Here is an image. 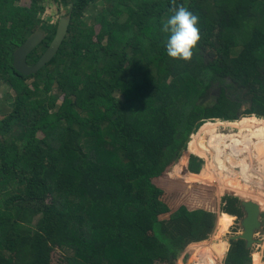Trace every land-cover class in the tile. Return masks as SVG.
<instances>
[{
    "label": "trees",
    "instance_id": "1",
    "mask_svg": "<svg viewBox=\"0 0 264 264\" xmlns=\"http://www.w3.org/2000/svg\"><path fill=\"white\" fill-rule=\"evenodd\" d=\"M43 1L0 0V97L14 100L0 117V264H174L217 230L191 136L209 120L264 123V0H104L96 26L83 15L101 0H54L73 3L67 37L28 77L14 52L46 24ZM181 5L199 17L190 61L168 57L161 31ZM235 169L231 186L253 184V167ZM222 212L241 218L239 199ZM225 264H253L245 241Z\"/></svg>",
    "mask_w": 264,
    "mask_h": 264
},
{
    "label": "rangeland",
    "instance_id": "2",
    "mask_svg": "<svg viewBox=\"0 0 264 264\" xmlns=\"http://www.w3.org/2000/svg\"><path fill=\"white\" fill-rule=\"evenodd\" d=\"M16 4L17 5L21 4L22 6H30L29 0L16 1ZM43 4L45 6V10L43 12H40L39 16L40 18H42V20H44V22L50 21L52 17H56L57 15L61 16V14L63 13L67 14L69 11V8L67 6L59 7L54 0H44ZM103 6H106V2L104 0L94 3L91 7L93 8V10L90 8L91 12H86L83 15V20L88 24H92L96 26V16L100 13V10L102 9ZM95 28H96V33H100L101 31L100 27H95ZM32 81L33 80H31L30 83L34 85ZM2 91L4 93L5 92L7 93L6 88H3ZM57 91H58V87H56L54 91H52V94L57 93ZM117 97L123 99V96L120 93L117 94ZM2 98L3 99L0 100V105H2V108H0V117H3L7 114L3 112L4 109H9V111L11 110L10 109L11 104L14 102V100L12 99H6L7 98L6 94L2 96ZM60 103H62V101ZM246 117L247 118L249 117L250 119V117L252 116H243L236 121H222L218 119L206 121V123H211V124L200 127L199 130H197L195 133V134H199L201 129H202L201 134L203 131H205V134L202 135L203 138L201 137L202 141L200 145H198V147L195 149V151H192V148H191L192 152L189 150V144L192 141L193 139L192 137L195 134L191 136L188 142L186 149L187 153L189 155H194L202 159L203 165H202L201 175L203 176V174H205L206 179L211 183H213L214 186L216 187V191L214 194L215 195L214 202L207 205V207L209 210L212 211L213 209H216L215 213L217 215V230L209 240L204 241L201 244L192 245L188 250L189 252H187L184 255H181L180 259L174 264H225L226 261L225 258L227 257V254L229 253L232 247V241L230 240V238L242 232L241 221L244 216L243 215L241 218L236 216L233 217L222 212V202H223V198L226 196H231L233 198L237 197L239 201L252 200L261 205L262 208L261 222L263 229L261 232L257 233L255 238L257 241H261V242L255 244L254 247L250 249V251L252 254L253 264H264V179L263 178L258 179V177H256V176H264V166H263L264 142L263 141L260 142V140L252 141V136L255 139L262 138V140H264V135L261 134V131L257 127H250L251 130L250 132H253V133H249L251 136V140L245 138L242 139V135H240L242 133L243 135L246 134L247 128H249L248 126L259 127L262 126L264 123L263 121L259 120L258 121L259 125H247V126L243 125L242 123L246 119ZM259 133L261 134V136L258 135ZM193 142H192V146H193ZM203 143H204L203 146L204 149L201 150V146ZM258 143H260L261 145H259ZM248 146H253L254 152L258 150L257 154L255 152L256 155L254 153L252 154L253 160L251 161L252 166H255L254 167L255 171L258 172L252 176H254L257 179L253 177L254 178L253 184H251V186H249L250 184L246 185L248 187H251L248 190H246V192L250 193L253 196V199L247 197L248 193L245 194L246 192L244 191L242 192V194H239L241 195L240 197V196H236L238 194H233L223 189L225 187L224 181L228 185H230L229 180L228 181L225 180L227 176L230 174V171H234L237 174H239L240 170L243 169L241 167L238 168L239 169L238 172V169L237 170L235 169L237 168V166H242L244 163H246L247 166H250L249 161L244 160L243 162L242 154L241 156H239L238 154L236 157H232L233 159L232 158L229 159L230 155H234V154L236 155L237 152H240L239 149L243 150L246 149V147ZM230 161L232 163H229ZM233 162H236V164ZM169 172H172V169ZM228 178L230 179V176ZM237 180L241 183L240 186L242 187L243 181L241 180V176H237ZM166 182L169 184L168 179ZM164 187H168L166 183H164ZM258 188L260 189L258 190ZM240 190L241 189H239V191ZM173 198H174L173 194H170V202H173ZM219 211L222 213H220ZM61 260L62 257L58 252L54 256V262L55 264H60Z\"/></svg>",
    "mask_w": 264,
    "mask_h": 264
},
{
    "label": "water",
    "instance_id": "3",
    "mask_svg": "<svg viewBox=\"0 0 264 264\" xmlns=\"http://www.w3.org/2000/svg\"><path fill=\"white\" fill-rule=\"evenodd\" d=\"M69 11L67 14H61L57 25V30L54 38L41 55V58L34 64H30L29 56L35 51V49L47 38L49 30L53 27L52 24H42L36 31L32 32L25 40V42L14 53V65L18 71L26 76H33L38 74L43 68H45L52 59L58 54L60 46L67 37L72 11L73 3L67 6ZM93 10V8H91ZM88 12H91L90 10ZM240 207L243 212V219L241 221L242 232L234 237H231V241L243 240L246 243L247 249H252L255 244L261 241H257L256 235L261 232L262 222L261 205L252 200H242Z\"/></svg>",
    "mask_w": 264,
    "mask_h": 264
},
{
    "label": "clouds",
    "instance_id": "4",
    "mask_svg": "<svg viewBox=\"0 0 264 264\" xmlns=\"http://www.w3.org/2000/svg\"><path fill=\"white\" fill-rule=\"evenodd\" d=\"M170 11L172 14L161 27L168 34L166 53L173 60L190 61L200 41L199 17L183 5Z\"/></svg>",
    "mask_w": 264,
    "mask_h": 264
},
{
    "label": "bare ground",
    "instance_id": "5",
    "mask_svg": "<svg viewBox=\"0 0 264 264\" xmlns=\"http://www.w3.org/2000/svg\"><path fill=\"white\" fill-rule=\"evenodd\" d=\"M225 124V123H224ZM237 126V125H236ZM210 127V126H209ZM260 130V129H259ZM251 130L249 129V128H247V131H246V134L245 135H243V133L242 134H240V135H242V139L243 138H245V139H248V140H251V136H250V134L249 133H253V132H250ZM255 132V131H254ZM205 134V131H203L202 132V134H201V137L203 138V136L202 135H204ZM257 134V133H256ZM261 134H263L262 132H261ZM261 134L259 133L258 135H260L261 136ZM246 135H248V136H246ZM264 135V134H263ZM257 138V137H256ZM256 141V140H260V142L261 141H263L264 142V140H262V138L260 139V138H258V139H255V138H253V136H252V141ZM206 141V140H205ZM245 143V142H244ZM204 143L202 144V146H201V150H203L204 149ZM198 152V151H197ZM238 153V152H237ZM234 154V153H233ZM231 156V158H232V156H235V154L234 155H230ZM229 156V157H230ZM236 157V156H235ZM233 159V158H232ZM229 163H232L231 161L229 162ZM233 163H235V162H233ZM219 164V163H218ZM231 165V164H230ZM216 166V165H215ZM214 167V166H213ZM234 167V166H233ZM211 168V167H210ZM215 168V167H214ZM209 169V168H208ZM207 169V170H208ZM203 176L206 178V175L205 174H203ZM208 176V175H207ZM229 175L227 176V178L225 179V180H229ZM219 178V177H218ZM244 185V184H243ZM243 185H242V187H243ZM262 185V184H261ZM224 188L223 189H225L226 191H228V192H231V193H233V194H242V192H243V188L240 186V187H236V188H234V187H231L230 185H228L225 181H224ZM247 187V189H249V188H251V187H248V186H246ZM261 188V187H260ZM260 188H258V190L260 189ZM239 189H241L240 191H239ZM251 192V191H250Z\"/></svg>",
    "mask_w": 264,
    "mask_h": 264
},
{
    "label": "flooded vegetation",
    "instance_id": "6",
    "mask_svg": "<svg viewBox=\"0 0 264 264\" xmlns=\"http://www.w3.org/2000/svg\"><path fill=\"white\" fill-rule=\"evenodd\" d=\"M16 1H19V0H16ZM38 4H39V1H38ZM58 6H59V5H58ZM59 7H60V6H59ZM37 18L39 19V12H38ZM59 18H60V16H58V15H57L56 17H52V19H51L50 21L46 22V25H48V24H50V23L52 24V21L55 20V22H54V24H53V27H55L56 30H57V25H58V22H59ZM37 23H38V24L35 26V30H31L32 32H33V31H36V30L39 28V22H37ZM53 27H52V28H53ZM56 30H55V33H56ZM32 32H31V33H32ZM31 33H29V35H30ZM29 35H28V36H29ZM28 36H27V37H28ZM53 38H54V37H53ZM25 40H26V39H25ZM25 40H24V41H25ZM23 43H24V42H23ZM23 43H22V44H23ZM22 44H21V45H22ZM21 45H20V46H21ZM20 46H19V47H20ZM19 47H18V48H19ZM18 48H17V49H18ZM17 49H16V50H17ZM14 53H15V52H14ZM14 58H15V57H14ZM29 58H30V57H29ZM29 62H30V60H29ZM35 63H36V62H35ZM30 64H34V63H31V62H30ZM25 75H26V74H25ZM28 77H30V76H28ZM31 80H33L32 82H33V84H34V83H35V79H34V78H29V79L26 80V82H27L29 85H32V84L30 83ZM3 88H6V87L4 86ZM3 88H2V90H3ZM6 90H7V88H6ZM214 93H215V95L218 96V95L220 94V90H216ZM3 94H4V95L6 94V96L8 95V93H6V92L4 93V92L2 91V92H1L0 100L3 99V98H2V96H4ZM252 150H254V149L252 148ZM237 155H238V153H237L235 156H237ZM235 156H232V157H235ZM242 160H243V162H244V160H245V161H246V160L248 161V156H243V157H242ZM235 164H236V162H235ZM254 167H255V166H254ZM254 167H253V168H254ZM251 172H253V173L255 174L256 171L254 170V171H251ZM257 173H258V172H257ZM254 174H252V175H254ZM240 202H241V201H240ZM233 237H234V236H233Z\"/></svg>",
    "mask_w": 264,
    "mask_h": 264
},
{
    "label": "crops",
    "instance_id": "7",
    "mask_svg": "<svg viewBox=\"0 0 264 264\" xmlns=\"http://www.w3.org/2000/svg\"><path fill=\"white\" fill-rule=\"evenodd\" d=\"M259 145H261L260 143H258ZM252 148H253V146H248V147H246V149H239L240 150V152H238V154H239V156H241V154H242V156H248V161H249V165H250V167H254V166H252V160H253V156H252V154L254 153L255 154V152H256V154H257V151L258 150H256L255 152L252 150ZM242 152V153H241ZM255 154V155H256ZM231 158V156L229 157V159ZM253 170H255V168H253ZM231 172L232 171H230V174H231ZM230 174H229V176H230ZM263 179H264V176H263ZM227 181V180H226ZM263 184V183H262ZM246 185H249L248 183L247 184H245V185H243V191L244 192H246V190H248L247 189V187H246ZM245 189V190H244ZM248 192H246L245 194H247ZM236 196H240L241 197V195H236ZM247 197H250V198H252L253 199V196L250 194V193H248L247 194ZM215 210L216 209H213V212H215ZM212 211V210H211ZM220 212V211H219ZM220 213H222V212H220ZM219 213V214H220ZM234 217V216H233ZM197 244H201V243H197ZM196 244V245H197ZM193 245H195V244H193ZM230 252V251H229ZM229 254V253H228ZM228 254H227V256H228ZM225 259H227V257L225 258Z\"/></svg>",
    "mask_w": 264,
    "mask_h": 264
}]
</instances>
